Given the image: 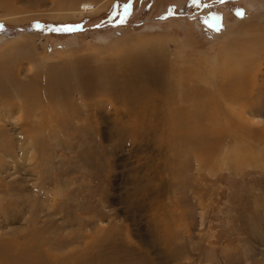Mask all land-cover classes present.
<instances>
[{
    "label": "rangeland",
    "instance_id": "1",
    "mask_svg": "<svg viewBox=\"0 0 264 264\" xmlns=\"http://www.w3.org/2000/svg\"><path fill=\"white\" fill-rule=\"evenodd\" d=\"M0 28V264L264 263V0H0ZM155 94L208 113L199 150Z\"/></svg>",
    "mask_w": 264,
    "mask_h": 264
},
{
    "label": "bare ground",
    "instance_id": "2",
    "mask_svg": "<svg viewBox=\"0 0 264 264\" xmlns=\"http://www.w3.org/2000/svg\"><path fill=\"white\" fill-rule=\"evenodd\" d=\"M84 5H86L87 7V9L90 11H94V10H96V6H95V4L94 3H91V2H88V3H85ZM85 8V9H86ZM83 11L84 12H77V14L78 13H80V15L82 16V15H84V13H85V10H84V8H83ZM79 15V14H78ZM261 51V53L263 54V51L264 50H260ZM227 64V63H226ZM250 67V66H249ZM151 75H153L152 73H151ZM151 75H149L148 74V76L145 78V79H143L144 81H146V82H148V81H150V82H152V83H158L157 82V80H155V77H153V76H151ZM206 75V74H205ZM223 75V74H222ZM229 75H231V74H229ZM207 76H209L208 74H207ZM224 77V76H223ZM242 77H244V76H242ZM235 81V80H234ZM226 85H229V87H227V88H222L221 87V91H220V96H221V98L225 101V100H227V98L228 99H230L232 102H234V103H236L237 102V100L239 99V98H241V96H243L244 95V93L242 92L245 88H243V87H239V86H236V87H234L233 85H232V83H231V81H230V79L229 80H226ZM183 90V89H182ZM202 89H200V87H197V90H192L191 89V87H190V89H184V91H181V93L179 94V96H178V94H175L176 95V97L177 98H179L178 100H183L184 101V104L185 103H187V101H189V99H190V96H192V95H195V97L194 98H198V96H199V94L201 95V96H203L204 97V95L205 96H207L208 97V99H214V96L212 95V94H208L207 95V92H205L204 91V93L201 91ZM242 90V91H241ZM122 91V90H121ZM163 91V90H162ZM152 92V91H151ZM243 94V95H242ZM161 95V94H160ZM218 95V94H217ZM151 96L152 95H148L147 96V98H145V99H148V100H151V102L150 103H148L147 101H145V103L143 104V105H141V108H142V115H143V117L145 118V119H147V121L148 122H154V123H163V125L160 127L161 129V131H162V133H166V128H167V130H168V132H169V135H171V137H173L174 135H177V136H179V137H181V138H183L184 139V141H186V143L185 144H183L184 146H186L187 147V145L188 144H190V145H195V148L196 149H198L197 148V146H196V138L191 134V132H192V129L196 126V125H194V123H193V120H192V117H195L196 119H201V118H203V117H206V116H208V113H206V114H203L202 112H198V113H190V109L189 108H187V107H185V105L184 104H182V105H179V104H177L176 103V100H177V98L174 96V95H170V96H162V100H165V104L162 106V107H158V106H156V107H150V104H153L154 105V103H156L157 101H158V96L155 94V95H153V98H151ZM180 96H181V98H180ZM164 97V98H163ZM217 97V96H216ZM243 98V97H242ZM161 99V98H160ZM201 99V98H200ZM198 100V99H197ZM242 100V99H241ZM200 102V101H199ZM203 102V101H202ZM206 102V101H205ZM166 105L168 106V107H166ZM202 107L204 108L205 107V103L204 104H202ZM156 113L159 115V116H156ZM130 115V114H129ZM159 117H162V118H159ZM179 117H181V120H179V121H176L175 119H177V118H179ZM184 119H188V123H193V124H191L190 125V127L188 128V130H187V132H183L182 131V127H181V124H183V120ZM197 124H199L198 122H197ZM165 125H166V127H165ZM184 125H185V123H184ZM199 126V129L201 130H204L206 127H207V129H208V126H204L203 128H202V126H200V125H198ZM155 127H156V125H155ZM155 127H153L152 128V130H154V128ZM128 128V127H127ZM129 130V129H128ZM184 130H186V129H184ZM206 132V131H205ZM208 132H209V129H208ZM159 133V132H158ZM209 134H213V135H210L211 136V142L213 141V140H215L214 141V143L212 142V144L210 143V146H209V149H207V151H208V155L207 156H209V155H211L210 153H212V152H215V153H220V152H222V148H221V143L220 142H217V140L215 139V137H217V136H219V135H221V130L220 129H216V128H213V129H211L210 128V132L207 134V135H205L203 138L204 139H207V137H208V135ZM153 135V134H152ZM161 135V134H160ZM164 135V134H163ZM228 135V134H227ZM156 136V135H155ZM158 137V136H157ZM164 137V136H163ZM156 138V137H155ZM165 138V137H164ZM136 139V138H135ZM138 139V138H137ZM225 139H226V137H225ZM224 139V140H225ZM160 141V140H159ZM145 142V141H144ZM167 142V141H166ZM160 143V142H159ZM165 143V142H164ZM200 144V143H199ZM227 145V144H226ZM199 147V146H198ZM205 147V146H204ZM161 148V147H160ZM163 148V147H162ZM206 148V147H205ZM223 148L225 149V147H224V144H223ZM199 150V149H198ZM203 150V149H202ZM151 151V150H150ZM149 152V151H148ZM160 152V151H159ZM174 152V151H173ZM151 153V152H150ZM198 153H200L199 151H198ZM202 153V152H201ZM152 155V154H151ZM158 155V154H157ZM163 155V154H162ZM161 155V156H162ZM205 155V154H204ZM160 156V155H159ZM230 156V155H229ZM228 159H230V158H228ZM165 160V159H164ZM31 221V220H30ZM37 235V234H36ZM35 234H34V237L36 236ZM38 236V235H37ZM147 239V238H146ZM15 240V239H14ZM143 240V239H142ZM34 241V240H33ZM45 241V240H44ZM44 241H43V243H44ZM146 241V240H145ZM142 242V241H141ZM140 242V243H141ZM15 243V242H14ZM46 243H47V241H46ZM64 243V242H63ZM112 243H114V242H112ZM13 244V243H12ZM20 244V243H19ZM45 244V243H44ZM115 244V243H114ZM22 245V244H21ZM20 245V246H21ZM47 245V244H46ZM113 245V244H112ZM10 246V248L13 250V252H14V255L16 256V259H15V261L13 262L14 264H25L24 262H22V261H20V257H23V256H29V254L30 255H32V251H29L28 249H25V248H23V246H22V248L19 246V245H17L16 247L14 246V245H9ZM38 246H40V245H38ZM113 247V246H112ZM40 249V248H39ZM39 249H37V250H39ZM35 250H36V248H35ZM48 250V249H47ZM38 253H39V251H38ZM37 253V254H38ZM44 254V253H43ZM41 255V254H40ZM51 255V254H50ZM48 256H46V258H47ZM51 257H53V255H51L49 258H51ZM30 263V262H29ZM34 264H38L37 262H35ZM258 264H264L263 263V261H259L258 262Z\"/></svg>",
    "mask_w": 264,
    "mask_h": 264
},
{
    "label": "snow or ice",
    "instance_id": "3",
    "mask_svg": "<svg viewBox=\"0 0 264 264\" xmlns=\"http://www.w3.org/2000/svg\"><path fill=\"white\" fill-rule=\"evenodd\" d=\"M241 15H243V13H241ZM3 29L2 28H0V31H2ZM68 30H71V29H68Z\"/></svg>",
    "mask_w": 264,
    "mask_h": 264
}]
</instances>
